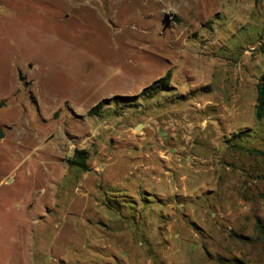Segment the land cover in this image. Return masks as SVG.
I'll list each match as a JSON object with an SVG mask.
<instances>
[{"label": "rangeland", "instance_id": "rangeland-1", "mask_svg": "<svg viewBox=\"0 0 264 264\" xmlns=\"http://www.w3.org/2000/svg\"><path fill=\"white\" fill-rule=\"evenodd\" d=\"M262 74L264 0H0V264H264Z\"/></svg>", "mask_w": 264, "mask_h": 264}, {"label": "trees", "instance_id": "trees-1", "mask_svg": "<svg viewBox=\"0 0 264 264\" xmlns=\"http://www.w3.org/2000/svg\"><path fill=\"white\" fill-rule=\"evenodd\" d=\"M172 72L168 71L164 76L156 79L150 85L146 86L141 95L153 96L155 92L167 86L170 83ZM129 96H114V100L116 102H123L124 100H128ZM110 98L102 99L98 102L94 108L91 109V114L99 115L101 109L111 103ZM255 119L256 121L264 120V74L261 75L257 84V104L255 110ZM260 154L264 155V151H258ZM88 152L84 149H75L74 157L70 160L71 164L81 168L84 171H90L89 165L87 163ZM261 197L264 198V192L261 193ZM230 238L232 241L237 242L239 245L243 247H253L255 248L257 245H260L264 255V216H255L253 223V231L251 234L240 233L234 229L230 231ZM234 264H251L248 260L242 257H236Z\"/></svg>", "mask_w": 264, "mask_h": 264}, {"label": "water", "instance_id": "water-1", "mask_svg": "<svg viewBox=\"0 0 264 264\" xmlns=\"http://www.w3.org/2000/svg\"><path fill=\"white\" fill-rule=\"evenodd\" d=\"M140 126H141V124H138V125L136 126V129H139ZM3 136H4V135H3V132H2V130L0 129V138H2Z\"/></svg>", "mask_w": 264, "mask_h": 264}, {"label": "crops", "instance_id": "crops-1", "mask_svg": "<svg viewBox=\"0 0 264 264\" xmlns=\"http://www.w3.org/2000/svg\"><path fill=\"white\" fill-rule=\"evenodd\" d=\"M147 172H148V171H147ZM149 175H150V174H149ZM162 179H163V178L159 179V182H157V183H162Z\"/></svg>", "mask_w": 264, "mask_h": 264}]
</instances>
